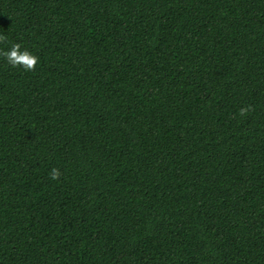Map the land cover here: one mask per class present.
<instances>
[{
  "label": "trees",
  "instance_id": "1",
  "mask_svg": "<svg viewBox=\"0 0 264 264\" xmlns=\"http://www.w3.org/2000/svg\"><path fill=\"white\" fill-rule=\"evenodd\" d=\"M0 33L39 57L0 56V264H264V0H0Z\"/></svg>",
  "mask_w": 264,
  "mask_h": 264
},
{
  "label": "clouds",
  "instance_id": "2",
  "mask_svg": "<svg viewBox=\"0 0 264 264\" xmlns=\"http://www.w3.org/2000/svg\"><path fill=\"white\" fill-rule=\"evenodd\" d=\"M5 43H8V37L0 33V44ZM0 56H2L12 68H23L25 71H35L39 63L38 55L34 54L26 47L22 48L19 42L11 43L10 48L6 50H0ZM250 111H252V106L246 105L239 109V115L241 117H246ZM61 175L62 173L59 168L53 167L50 170V178L52 180H58Z\"/></svg>",
  "mask_w": 264,
  "mask_h": 264
}]
</instances>
